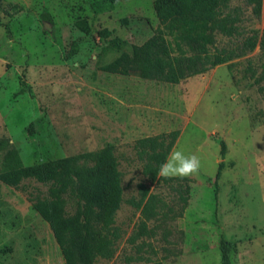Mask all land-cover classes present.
I'll use <instances>...</instances> for the list:
<instances>
[{
    "label": "rangeland",
    "instance_id": "rangeland-1",
    "mask_svg": "<svg viewBox=\"0 0 264 264\" xmlns=\"http://www.w3.org/2000/svg\"><path fill=\"white\" fill-rule=\"evenodd\" d=\"M1 1L20 10L11 16L0 10V171L10 149L29 166L111 144L122 174L123 200L115 216L121 237L114 256L96 264H127L126 256H137L127 238L140 217V183L166 205L148 221L153 236L137 240L149 245L130 264H221V240L231 244V264H264V80L254 82L264 62L259 47L165 83L101 69L153 33L154 0ZM228 2L239 16V31L217 34L219 49L264 30L263 11L255 14L247 0ZM176 129L171 151L201 160L199 174L189 177L182 216L175 192L143 176L133 148L137 138ZM22 183L34 194H47V183ZM74 207L70 200L68 209ZM0 264H64L27 193L1 181Z\"/></svg>",
    "mask_w": 264,
    "mask_h": 264
},
{
    "label": "trees",
    "instance_id": "trees-1",
    "mask_svg": "<svg viewBox=\"0 0 264 264\" xmlns=\"http://www.w3.org/2000/svg\"><path fill=\"white\" fill-rule=\"evenodd\" d=\"M247 3L252 5L255 14L264 13V0H247ZM154 9L158 26L153 33L142 43L132 44L129 52L123 51L103 64L102 70L110 73L134 71L144 79L176 84L230 62L257 46L264 56V30L260 35L247 36L231 48L214 46L217 34L233 36L239 31V16L236 11L229 10L228 0H154ZM0 10L11 16L20 10V6L5 5L0 0ZM4 25L8 29L7 24ZM261 66L255 83L264 80V62ZM247 70L254 75L251 63ZM178 135L176 129L143 136L134 141L133 148L142 163L143 176L150 182L169 185L175 192L179 200L176 213L182 216L190 198V178L164 179L158 175L160 165L167 159ZM113 149L111 144H106L95 151L29 166L21 163L15 149H10L7 154V165L0 171V181L27 193L32 208L50 227L64 264H96L99 259H111L116 252L121 229L115 224V216L123 200V189L122 174ZM222 168L223 162H219L216 179ZM26 178L47 183V194L40 196L28 191L22 183ZM138 188L140 217L127 238V242L136 247L137 256H126L127 264L137 260L138 256L141 258L143 246L149 244L145 240L137 243V240L153 236L148 221L166 205L161 195L150 191L149 186L140 183ZM70 200L75 202L72 211L68 209ZM230 248L229 242L221 240V264H231Z\"/></svg>",
    "mask_w": 264,
    "mask_h": 264
},
{
    "label": "clouds",
    "instance_id": "clouds-1",
    "mask_svg": "<svg viewBox=\"0 0 264 264\" xmlns=\"http://www.w3.org/2000/svg\"><path fill=\"white\" fill-rule=\"evenodd\" d=\"M201 160L196 154H185L182 150H173L160 165L159 176L164 179H183L198 175Z\"/></svg>",
    "mask_w": 264,
    "mask_h": 264
}]
</instances>
